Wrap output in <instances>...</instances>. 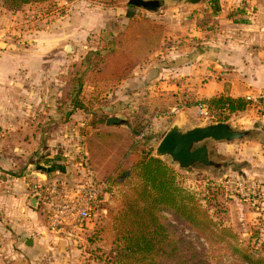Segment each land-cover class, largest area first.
Returning <instances> with one entry per match:
<instances>
[{"label":"crops","instance_id":"obj_1","mask_svg":"<svg viewBox=\"0 0 264 264\" xmlns=\"http://www.w3.org/2000/svg\"><path fill=\"white\" fill-rule=\"evenodd\" d=\"M172 12H175V16L170 21L168 15ZM78 14L76 20L79 28L58 30L51 36L38 34L29 41L28 48L15 52L10 47L0 53V166H27L21 180L10 178L6 181L10 189L8 195L12 199L26 192L28 184L23 185L24 180L34 179L37 175L46 177L54 170H59L54 165L56 144L52 143V135L58 133V127L63 124L75 127L74 122L78 120L79 114L83 118H90L85 110L69 114L71 110H64L69 106L61 104L60 92H57L58 86L63 83L59 76L75 60L74 56L70 60L62 57L65 49L63 47L62 50V46L66 38H78L82 28L86 32L92 30V36L99 35L95 46L101 48L105 43L111 44L112 39L124 36L128 27L139 17H145L150 24L159 26L157 47L149 52L126 53L116 45L123 53L122 60L131 62L123 78L117 80L108 63L110 59H105L98 73L92 70L86 72L82 92H86L83 95L86 98L85 105L92 100L109 101L115 111L119 104L136 106L130 107L129 113L143 106L147 111L143 118L153 119L155 124L152 128L154 139H160L169 128L166 129L164 122L167 116H157L156 120L153 116L157 112L152 111L151 100L148 101L146 93L152 87H161L162 90L168 87L174 94L190 100L192 106L188 112L184 110L178 115V121H183L184 125L194 120L200 121L197 118L200 105L222 94L224 84H228L232 98L243 99L246 95L264 92V0H209L205 3L198 0H168L154 13L116 7L103 13L114 16L108 24L100 17L96 20L97 16L91 12ZM172 23L173 31L170 30ZM95 46L87 49L81 59ZM101 54L104 56L106 53ZM142 87H147V91L140 95L144 89ZM113 97L116 98L112 100ZM127 109V106L122 107L121 113ZM242 113L248 124L252 123L264 131V118L255 115L250 108ZM110 114L105 113L104 117ZM162 115L169 116V113ZM108 118L121 120L116 114ZM121 121L123 124L119 127L131 126L128 120ZM84 124H87L85 119L78 126ZM28 134L34 137L38 135L39 139L32 140ZM44 135H50V140H46L47 136ZM11 138L17 140L11 142ZM35 143H38L36 151L40 153L35 154L33 161H26L23 148L34 146ZM221 143L225 142L215 144ZM46 147L49 148L47 152ZM17 157L19 160L15 162ZM258 165V174L249 172L247 178L253 181L252 177L257 176L264 200V158L259 159ZM31 167L34 169L30 170ZM16 185L21 189L16 191Z\"/></svg>","mask_w":264,"mask_h":264},{"label":"rangeland","instance_id":"obj_2","mask_svg":"<svg viewBox=\"0 0 264 264\" xmlns=\"http://www.w3.org/2000/svg\"><path fill=\"white\" fill-rule=\"evenodd\" d=\"M158 1L163 3L168 0ZM206 1L209 0H198V2L202 3ZM128 2L129 0H60L38 5H26L13 12L4 11L0 8V53L5 49L12 48V51L19 52L21 49L28 48L30 45L29 41L34 39L38 34H50L51 36L52 33L58 30L63 29V31H69L72 27L77 29L80 25H78L76 17L79 16L78 13L84 14L85 11L96 15V20H99L100 17L102 21L108 24L114 16L103 13L114 10L116 7L127 8L129 7ZM132 9H138L142 13H149L136 7ZM173 16H175V12L170 13L168 19L171 21ZM173 28L172 23L170 24V30L173 31ZM84 30L82 28L79 31L80 36H77L78 38H66L64 41L66 43L62 46V50L63 47L65 48L62 51V57H67L66 60H70L73 59L71 56H74L76 61H71L69 69L59 76V80L63 82L57 88V92H60V102L64 80L69 78L70 73L73 74L75 71L71 67L72 64L77 63L79 61L78 59L82 58L87 49H92L95 46L96 39L99 36L98 34H93L96 38H91L92 30L89 31L90 33ZM66 47H69V51H66ZM142 88L144 89L141 90L140 95H143V92L147 91V87ZM165 89L162 90L161 87H152L146 93L149 96L148 101L151 100L152 111L154 113L157 112V114H153L156 117L155 120L158 118L157 116L168 117L167 119L165 118V121L163 120L167 129L175 121L179 120L178 115L181 112L184 110L188 112V108L192 104L189 99L174 94L168 87ZM84 94H81L83 101L86 100L83 96ZM115 98L113 97L112 100ZM144 99H147L146 95ZM110 103L109 101L97 102L93 100L89 104L86 103L85 111L90 114V118H83L79 114L78 120L74 122L75 127L70 124L66 126L65 124L60 125L57 129L58 133L52 135V143L53 145L56 144L55 152L53 151L55 157L54 165L59 167L58 171L63 177L74 180L75 183H80L83 179L80 165L84 159H87V161H90V166L93 171L92 176L95 182L106 183L105 179L118 166V162L122 160L123 149L132 139H139L137 137L140 133L145 136L154 137L155 132L152 128L155 124L153 125V119L147 118L143 120V118L133 120V118H129L131 116V113H129L131 109L129 108L136 106H129V103L119 104L116 112ZM204 104L208 108V104ZM62 105L69 106L68 103ZM126 106L128 107V111L121 113L123 111L121 110L122 107ZM172 107H174L173 110L171 109ZM67 108L70 110V106L64 108V110ZM112 111L116 113H112ZM105 113H111L108 117H113L116 114L121 120H128L127 122H130L131 126L119 127L123 123L106 126L105 119L108 117H104ZM166 113H169V116L162 115ZM254 113L257 115L255 111ZM243 116L244 114L239 112L230 117L225 123L230 124L237 130L258 133L259 137L250 136L242 140L221 144L210 142L209 148L213 152V160L223 163V168L219 170L193 169L187 173L179 171L176 167L175 169L189 177L201 192L204 191L203 187L207 180L222 181L221 185L226 186L229 192L230 200L227 202L228 217L231 232L237 238L235 243L241 247H249L252 250H256L264 256V200H262V191L260 190L257 176L252 177L253 181L247 178L249 172L258 174V170L260 169L258 161L260 158H264V131L252 123L248 124ZM197 118L200 121H191L184 127L190 128L195 126L193 125L195 123L207 125L219 122L209 108L206 116L199 112ZM83 119L86 120L87 124L78 126ZM143 123L144 126L141 127ZM144 130H146L145 133L143 132ZM27 136L28 138L31 137L32 140L39 139L38 135L34 137V135L28 134ZM44 136H47L46 140H50V135ZM160 139L159 137H155L153 141L154 149ZM16 140L17 138H11V142ZM11 144L17 145V143ZM37 147L38 143H35L34 146H26L23 148L26 161H33L36 158L35 154L38 152L36 151ZM46 148L45 151H49V148ZM18 160L19 158L17 157L15 162H18ZM26 168L27 166L17 165L15 167L5 166L4 164L0 166V264H104L105 257L112 255L109 248L104 246V243L99 244L94 242V244L90 245L88 238L93 232L100 227H105L110 221L108 211L103 204L109 198L108 190H106V197L100 204L99 211L97 210L98 208L94 210L95 213L92 215L91 222L88 226L79 232L75 231L73 238H69L63 234H57L50 229V216L39 202L37 203L36 209L30 206V200L34 198L30 196L29 191L33 185L41 179H44L45 176L39 177L37 175L34 179L24 180L22 184H28V187L26 186L27 193L24 192L23 195L15 196L13 199L11 195H8L10 189L6 181L10 178L21 180L23 177L22 173ZM32 169L34 168L31 167L30 170ZM234 182H242L246 189H251L250 192H246L249 195L248 198H243L239 194L232 184ZM14 189L17 191L21 187L16 185ZM164 217L170 219L167 213H164ZM173 224L195 249L208 250L209 245L193 231L178 223L173 222ZM64 232H69V230L65 229ZM70 232L73 231L70 230ZM212 246L215 248L218 247L216 245ZM97 247H100L99 252H95ZM214 253L213 255L217 257V262L221 264L234 262V259L223 251L218 252L221 258L217 256V252Z\"/></svg>","mask_w":264,"mask_h":264},{"label":"trees","instance_id":"obj_3","mask_svg":"<svg viewBox=\"0 0 264 264\" xmlns=\"http://www.w3.org/2000/svg\"><path fill=\"white\" fill-rule=\"evenodd\" d=\"M57 1L60 0H0V8L13 12L26 5ZM145 1H157L158 8L162 5L158 0ZM159 33V26L150 24L145 17H139L124 36L112 39L111 44L105 43L101 48L95 46L94 50L85 54L86 58L72 64L75 71L64 80L61 89V102L69 104V114L86 108L81 94L88 70L98 73L104 60L110 59L108 63L111 64L112 74L117 80L123 78L131 62L122 60L123 53L116 45L126 53L149 52L157 47ZM104 52L105 57L101 54ZM206 103L219 122H226L248 108L244 99L229 95L228 84H224L222 94ZM146 113L142 106L131 116L133 120L143 119ZM153 141L154 137L147 135L132 139L123 149L118 166L105 179L109 198L103 204L110 221L88 238L90 245L104 243L109 248L112 255L105 257L104 264H221L213 255L221 251L234 259L230 264H264L263 255L235 243L237 238L231 232L228 217L229 192L226 186L221 185L222 181L207 180L201 192L189 177L166 160L153 156ZM164 213L170 219L164 217ZM173 222L202 238L209 245L208 250L195 249ZM99 249L97 247L95 252Z\"/></svg>","mask_w":264,"mask_h":264},{"label":"built area","instance_id":"obj_4","mask_svg":"<svg viewBox=\"0 0 264 264\" xmlns=\"http://www.w3.org/2000/svg\"><path fill=\"white\" fill-rule=\"evenodd\" d=\"M243 99L250 109L264 118V92L246 95ZM207 112V106L200 105V113L206 116ZM142 136L140 133L137 138L140 139ZM80 167L83 175L80 183H75L74 180L63 177L59 171H54L38 181L29 191L30 196L39 202L50 216V229L69 238H73L75 231L79 232L88 226L94 210L98 208L99 211L100 204L106 197L107 184L95 182L89 161L84 159ZM232 184L243 198L249 197L246 192H250L251 189H246L242 182ZM65 229L69 232L65 233Z\"/></svg>","mask_w":264,"mask_h":264},{"label":"water","instance_id":"obj_5","mask_svg":"<svg viewBox=\"0 0 264 264\" xmlns=\"http://www.w3.org/2000/svg\"><path fill=\"white\" fill-rule=\"evenodd\" d=\"M128 5L143 9L146 12L155 11L157 1L129 0ZM69 51V47H66ZM107 123L118 124L123 121L107 119ZM183 121L174 122L161 137L154 149L153 156L167 160L179 171L190 172L193 169H221L224 164L213 160V152L209 143H230L247 137H259L253 131H241L225 122L210 123L207 125L184 127ZM33 209L37 207L35 199L30 200Z\"/></svg>","mask_w":264,"mask_h":264},{"label":"bare ground","instance_id":"obj_6","mask_svg":"<svg viewBox=\"0 0 264 264\" xmlns=\"http://www.w3.org/2000/svg\"><path fill=\"white\" fill-rule=\"evenodd\" d=\"M118 124H120V123H118ZM118 124H110V123H107V120H106V122H105V125H106V126H110V125H118Z\"/></svg>","mask_w":264,"mask_h":264}]
</instances>
